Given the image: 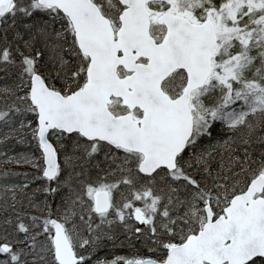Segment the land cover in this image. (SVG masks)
Returning <instances> with one entry per match:
<instances>
[{"label": "snow or ice", "instance_id": "snow-or-ice-1", "mask_svg": "<svg viewBox=\"0 0 264 264\" xmlns=\"http://www.w3.org/2000/svg\"><path fill=\"white\" fill-rule=\"evenodd\" d=\"M0 264H264V0H0Z\"/></svg>", "mask_w": 264, "mask_h": 264}]
</instances>
